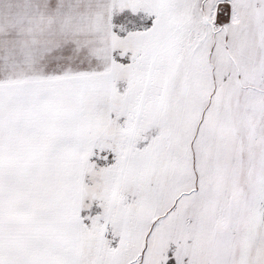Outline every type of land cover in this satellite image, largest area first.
I'll use <instances>...</instances> for the list:
<instances>
[{
  "label": "snow or ice",
  "instance_id": "1",
  "mask_svg": "<svg viewBox=\"0 0 264 264\" xmlns=\"http://www.w3.org/2000/svg\"><path fill=\"white\" fill-rule=\"evenodd\" d=\"M0 264H264V0H0Z\"/></svg>",
  "mask_w": 264,
  "mask_h": 264
}]
</instances>
